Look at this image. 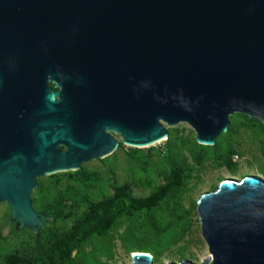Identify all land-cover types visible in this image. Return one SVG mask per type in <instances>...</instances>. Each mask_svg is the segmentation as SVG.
Here are the masks:
<instances>
[{
  "label": "water",
  "instance_id": "water-1",
  "mask_svg": "<svg viewBox=\"0 0 264 264\" xmlns=\"http://www.w3.org/2000/svg\"><path fill=\"white\" fill-rule=\"evenodd\" d=\"M232 114L264 125V0H0V238L50 221L37 179L110 156L115 136L146 147L185 123L211 147ZM195 210L198 264H264L262 180L223 181Z\"/></svg>",
  "mask_w": 264,
  "mask_h": 264
},
{
  "label": "rangeland",
  "instance_id": "rangeland-1",
  "mask_svg": "<svg viewBox=\"0 0 264 264\" xmlns=\"http://www.w3.org/2000/svg\"><path fill=\"white\" fill-rule=\"evenodd\" d=\"M165 129L166 140L146 147L132 148L121 144L120 138L115 136L118 146L113 154L80 166L97 176L102 184L99 186L100 195L107 202L113 199L119 187H124V191L134 199L143 200L157 194L171 176L172 153L179 155L176 159L180 162L183 178L179 195L165 199L176 206L172 218L163 204L158 205L148 214L138 213L130 221L121 222L114 228L107 226L103 237L99 236L101 227L97 228V223L89 220L84 251L94 250L97 256L87 264H129L130 255L134 252L148 254L152 264L183 260L198 264L208 256L200 237L195 210L199 197L215 191L226 180L239 182L251 176L264 182V125L257 119L241 114L229 116L226 131L214 142L215 148H199L194 131L185 123ZM39 181L43 186L47 184L46 177H40ZM9 218L7 205L0 202V231ZM71 221V218L50 220L42 224L35 234L27 229H18L14 236L0 238V264L40 257L39 236L42 232L48 229L64 231ZM169 221H177V224L173 227L174 237L167 240L152 228L151 223L164 226Z\"/></svg>",
  "mask_w": 264,
  "mask_h": 264
},
{
  "label": "trees",
  "instance_id": "trees-1",
  "mask_svg": "<svg viewBox=\"0 0 264 264\" xmlns=\"http://www.w3.org/2000/svg\"><path fill=\"white\" fill-rule=\"evenodd\" d=\"M198 147L208 148L200 145ZM211 147L215 148V143ZM178 156L177 153L170 154L171 176L167 185L157 194L143 200L134 199L124 191V187H119L113 199L109 202L104 201L105 198L100 195L101 188L99 189L102 184L97 176L81 168L77 171L66 172V175L58 173L47 176L45 186L38 178L31 194L33 211L42 218L51 220L71 218L73 221L64 231L48 229L42 232L39 236L40 257L34 256L30 260L13 264H87L97 256L94 250L84 251L86 227L90 226L89 220H94L97 228L101 227L99 236L103 237L107 226L114 228L121 222L130 221L138 213L148 214L158 205L163 204L172 218V214L176 212V206L170 204V201L166 202L165 199L176 198L179 195V187L183 178L180 173V162L176 159ZM163 201L165 202L161 203ZM173 221H169L164 226L152 222L151 226L159 235L168 240L174 237L173 227H176L177 221ZM17 232L18 229L12 236ZM153 255L155 256L156 253Z\"/></svg>",
  "mask_w": 264,
  "mask_h": 264
},
{
  "label": "bare ground",
  "instance_id": "bare-ground-1",
  "mask_svg": "<svg viewBox=\"0 0 264 264\" xmlns=\"http://www.w3.org/2000/svg\"><path fill=\"white\" fill-rule=\"evenodd\" d=\"M164 139H165V138H161V139L157 140V141L154 142V143H160V142H162ZM154 143H152V144H154ZM152 144H151V145H152Z\"/></svg>",
  "mask_w": 264,
  "mask_h": 264
},
{
  "label": "flooded vegetation",
  "instance_id": "flooded-vegetation-1",
  "mask_svg": "<svg viewBox=\"0 0 264 264\" xmlns=\"http://www.w3.org/2000/svg\"><path fill=\"white\" fill-rule=\"evenodd\" d=\"M51 88H52V86H51Z\"/></svg>",
  "mask_w": 264,
  "mask_h": 264
}]
</instances>
